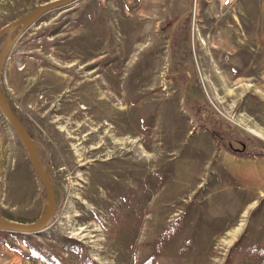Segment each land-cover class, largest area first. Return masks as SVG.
I'll return each instance as SVG.
<instances>
[{
    "label": "rangeland",
    "instance_id": "1",
    "mask_svg": "<svg viewBox=\"0 0 264 264\" xmlns=\"http://www.w3.org/2000/svg\"><path fill=\"white\" fill-rule=\"evenodd\" d=\"M49 1L0 0V29ZM0 92L55 201L0 231V264H264V0H76L16 39ZM46 206L0 114V218Z\"/></svg>",
    "mask_w": 264,
    "mask_h": 264
},
{
    "label": "water",
    "instance_id": "2",
    "mask_svg": "<svg viewBox=\"0 0 264 264\" xmlns=\"http://www.w3.org/2000/svg\"><path fill=\"white\" fill-rule=\"evenodd\" d=\"M76 0H51L49 2H46L42 5H40L38 8L33 10L27 15H24L23 17L9 23L8 25L4 26L0 29V35L4 32H7L8 38L11 36V33L13 30L16 29L15 34L8 39L2 48L0 49V73H1V67L2 63L6 57L7 52L10 50L16 39L22 34V32L31 26L36 20H38L43 14L46 12L59 8L62 6L69 5ZM185 17V14H183L181 17L177 19V21L174 23V25L171 27L168 35V41L170 44L173 31L175 27L183 20ZM170 67V54L167 55V64H166V73L167 75H173V73L169 72ZM175 74V73H174ZM181 107L183 112L190 118V120L196 124L199 125L190 114L187 112L185 103H184V93H182V102ZM0 114L4 118V120L8 123L16 137L21 142L27 158L32 162V166L34 168V174L37 176V178L40 180L43 191L45 194V197L47 199V206L45 210L40 214V216L37 218V220L30 224H22L17 222L8 221L6 219L0 218V231L10 232V233H17V234H34L41 232L51 219L54 209H55V201H54V194L52 190L51 182L48 178L47 173L43 169L40 160L37 156L35 147L33 145V142L28 135V133L24 130L18 119L15 117L13 112L11 111L10 107L8 106L7 102L3 99L1 92H0ZM202 124V123H200ZM255 145H257L255 143ZM257 151H260L257 148Z\"/></svg>",
    "mask_w": 264,
    "mask_h": 264
},
{
    "label": "crops",
    "instance_id": "3",
    "mask_svg": "<svg viewBox=\"0 0 264 264\" xmlns=\"http://www.w3.org/2000/svg\"><path fill=\"white\" fill-rule=\"evenodd\" d=\"M247 169H243L242 171H239V173L238 174H241V175H245V176H247L248 174H249V176H251L252 178L254 177V178H257L258 177V175L260 174L259 173V171H258V169L257 168H254V169H251L250 171H248ZM253 179H251V181H252ZM253 183L252 184H250V186H249V188L250 187H252V188H257L258 187V185L260 184H258V181H252ZM247 187H248V185H246Z\"/></svg>",
    "mask_w": 264,
    "mask_h": 264
},
{
    "label": "trees",
    "instance_id": "4",
    "mask_svg": "<svg viewBox=\"0 0 264 264\" xmlns=\"http://www.w3.org/2000/svg\"><path fill=\"white\" fill-rule=\"evenodd\" d=\"M195 110H196V113L193 114V116L195 115V117H196V120H195V121H196V122H197V121L205 122L204 119L201 120L200 118H198V114L201 113V112H205V113H206V109H205L204 107H202V106H197ZM203 120H204V121H203ZM213 122H214V121H213ZM198 123H199V122H198ZM219 130H220L221 132L223 131L222 129H219ZM255 154H256V155H259V153L256 152V151H254V153H252L251 155H255Z\"/></svg>",
    "mask_w": 264,
    "mask_h": 264
},
{
    "label": "built area",
    "instance_id": "5",
    "mask_svg": "<svg viewBox=\"0 0 264 264\" xmlns=\"http://www.w3.org/2000/svg\"><path fill=\"white\" fill-rule=\"evenodd\" d=\"M229 1H224L223 2V5H227Z\"/></svg>",
    "mask_w": 264,
    "mask_h": 264
}]
</instances>
